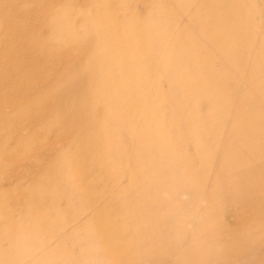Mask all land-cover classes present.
Returning a JSON list of instances; mask_svg holds the SVG:
<instances>
[{
    "label": "rangeland",
    "instance_id": "374dc122",
    "mask_svg": "<svg viewBox=\"0 0 264 264\" xmlns=\"http://www.w3.org/2000/svg\"><path fill=\"white\" fill-rule=\"evenodd\" d=\"M261 255L264 0H0V264Z\"/></svg>",
    "mask_w": 264,
    "mask_h": 264
},
{
    "label": "crops",
    "instance_id": "0c3cea01",
    "mask_svg": "<svg viewBox=\"0 0 264 264\" xmlns=\"http://www.w3.org/2000/svg\"><path fill=\"white\" fill-rule=\"evenodd\" d=\"M231 264H264V255H261L260 258L258 256L242 257L238 260H235V262Z\"/></svg>",
    "mask_w": 264,
    "mask_h": 264
},
{
    "label": "bare ground",
    "instance_id": "6f19581e",
    "mask_svg": "<svg viewBox=\"0 0 264 264\" xmlns=\"http://www.w3.org/2000/svg\"><path fill=\"white\" fill-rule=\"evenodd\" d=\"M90 38H91V37H90ZM55 51H56V50H55ZM213 69H214V68H213ZM215 70H217V69H215ZM215 70H214V73H215ZM59 90H60V89H59ZM59 90H58V91H59ZM66 107H67V106H66ZM235 162H236V161H235Z\"/></svg>",
    "mask_w": 264,
    "mask_h": 264
}]
</instances>
